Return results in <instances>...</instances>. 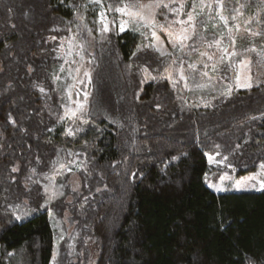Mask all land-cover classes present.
<instances>
[{
    "label": "trees",
    "instance_id": "trees-1",
    "mask_svg": "<svg viewBox=\"0 0 264 264\" xmlns=\"http://www.w3.org/2000/svg\"><path fill=\"white\" fill-rule=\"evenodd\" d=\"M104 1L113 12L162 0ZM192 1L209 0L188 10ZM230 2L264 38V0ZM98 10L88 0H0V264H264V190L219 193L207 181L223 171L208 156L237 178L264 164V78L228 92L236 56L206 87L201 52L218 34L203 17L172 57L148 31L105 32ZM73 32L91 38L92 92L70 133L53 73ZM71 150L88 162L80 192L65 188L48 206L46 186ZM65 211L75 234L54 258L53 221Z\"/></svg>",
    "mask_w": 264,
    "mask_h": 264
},
{
    "label": "rangeland",
    "instance_id": "rangeland-1",
    "mask_svg": "<svg viewBox=\"0 0 264 264\" xmlns=\"http://www.w3.org/2000/svg\"><path fill=\"white\" fill-rule=\"evenodd\" d=\"M88 1L98 6V20L105 32L112 27L120 32L133 30L144 34V31H148L152 46L162 56L175 57L184 52L203 17V23L206 22V26L218 34L215 44L208 45L201 52L200 62L203 60L204 63L202 72L205 86L215 83L222 65L236 56L241 57L235 70L234 84L229 86L228 92L233 89H251L263 81L264 38L259 39L260 37L250 33L248 27L252 21L251 16L243 14L241 10L234 11L230 0L192 1L189 10V0L148 1L139 5L123 1L113 12L104 0ZM85 40H80L75 32L61 40L58 51L61 61L53 73L64 110L63 121L70 133L75 132L78 123L85 119L92 92V65L88 55L91 38ZM181 78L189 89V74L183 72ZM60 159L66 163L59 165L58 174L46 186L48 206L58 195L61 196L65 188L71 189L75 194L80 192L77 171L88 163L84 151L71 150L69 157ZM208 160L211 167L223 169L218 178H215L212 171L207 176L208 185L214 191L221 193L264 190V164L257 172L237 178L224 158L215 155L208 156ZM74 196L66 197V203H72ZM50 213L53 219L54 214ZM71 221L69 211L63 212L62 217L54 218V258L57 256L60 241L72 239L75 234Z\"/></svg>",
    "mask_w": 264,
    "mask_h": 264
}]
</instances>
